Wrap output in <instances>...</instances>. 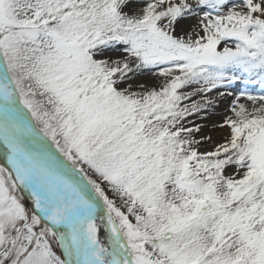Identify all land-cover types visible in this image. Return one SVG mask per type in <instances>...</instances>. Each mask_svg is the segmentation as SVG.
<instances>
[{
	"label": "snow or ice",
	"instance_id": "snow-or-ice-1",
	"mask_svg": "<svg viewBox=\"0 0 264 264\" xmlns=\"http://www.w3.org/2000/svg\"><path fill=\"white\" fill-rule=\"evenodd\" d=\"M0 264H264V0H0Z\"/></svg>",
	"mask_w": 264,
	"mask_h": 264
},
{
	"label": "bare ground",
	"instance_id": "bare-ground-1",
	"mask_svg": "<svg viewBox=\"0 0 264 264\" xmlns=\"http://www.w3.org/2000/svg\"><path fill=\"white\" fill-rule=\"evenodd\" d=\"M225 106H226V104H225V105H221V108H220V111H221V112H223ZM193 119H195V118H193ZM196 122H197V123H200L199 120H197Z\"/></svg>",
	"mask_w": 264,
	"mask_h": 264
},
{
	"label": "rangeland",
	"instance_id": "rangeland-1",
	"mask_svg": "<svg viewBox=\"0 0 264 264\" xmlns=\"http://www.w3.org/2000/svg\"><path fill=\"white\" fill-rule=\"evenodd\" d=\"M219 136V134H217V137Z\"/></svg>",
	"mask_w": 264,
	"mask_h": 264
}]
</instances>
